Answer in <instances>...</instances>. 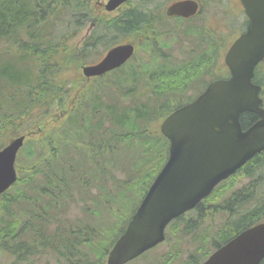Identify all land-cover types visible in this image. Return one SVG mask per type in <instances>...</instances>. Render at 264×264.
<instances>
[{
	"label": "trees",
	"instance_id": "1",
	"mask_svg": "<svg viewBox=\"0 0 264 264\" xmlns=\"http://www.w3.org/2000/svg\"><path fill=\"white\" fill-rule=\"evenodd\" d=\"M88 1L0 0V148L29 133L0 197V264H102L168 156L159 120L220 76L224 34L206 17L167 24L166 0H135L109 22L94 19ZM87 20L95 26L83 46L68 45ZM126 36L142 39L145 57L86 82L81 66L94 45ZM240 173L249 179L240 188L178 219L184 234L225 215L213 249L264 220V151Z\"/></svg>",
	"mask_w": 264,
	"mask_h": 264
},
{
	"label": "water",
	"instance_id": "2",
	"mask_svg": "<svg viewBox=\"0 0 264 264\" xmlns=\"http://www.w3.org/2000/svg\"><path fill=\"white\" fill-rule=\"evenodd\" d=\"M126 0H107V11ZM248 18L246 31L224 55L229 77L214 80L192 102L174 110L160 123L169 140V155L150 184L125 231L108 253L107 264H123L164 237L166 223L192 208L229 174L264 149V117L242 131L239 115L257 111L258 87L251 77L264 58V0H241ZM194 0L175 1L167 15L189 17ZM132 43L113 46L103 58L82 66L89 78L119 67L133 54ZM264 116V113H262ZM25 135L0 149V195L16 180L15 159ZM264 258V223L245 229L216 249L202 264H259Z\"/></svg>",
	"mask_w": 264,
	"mask_h": 264
},
{
	"label": "rangeland",
	"instance_id": "3",
	"mask_svg": "<svg viewBox=\"0 0 264 264\" xmlns=\"http://www.w3.org/2000/svg\"><path fill=\"white\" fill-rule=\"evenodd\" d=\"M106 0H91L90 3H91V9L94 10V7L95 6V2H105ZM134 1L133 0L131 2V5H134ZM219 2H222V11L223 10H227V9H230V11L232 12V15H234L236 17V19L238 17H240L238 15V13H236L237 11L234 10L233 7L230 6V4L232 3L230 0H220ZM232 4L235 5V2H233ZM205 12H208V14H214V15H218L221 11L220 7L216 4H208V5H205V8H204ZM95 11H96V7H95ZM223 20L225 19V16H227V13H223ZM101 18H103L104 20H108L107 16L106 15H103ZM210 24L214 27H219V26H225L222 24H220V19L219 18H216V17H210ZM233 27V22L231 23V28ZM88 28H89V22H87L85 25H83L79 30H76V33H75V36L68 42V45H70L71 43H75L78 45L79 43V39L81 37H83L85 34H88ZM243 28V26H240L236 29V33L234 34H230V36H226L224 37V42L227 43L231 40H233V38H235L237 36V34H239L241 32V29ZM93 31V28L91 29L90 32ZM169 38V37H168ZM188 42V41H186ZM92 50L94 51V53L92 55H90L89 57H87L85 60H87V63H93L95 61H97L104 53V51L106 50L105 47L99 45V44H96L94 45V47L92 48ZM176 50L173 49L172 50V54L175 56L176 54ZM136 61H140L141 58H144L145 55H143L142 52H140V50L136 53ZM76 71L73 70V69H69L68 71H66V77L67 79L69 80H72L76 77ZM226 75L227 74V68L225 66H222V68L220 67V71L217 75ZM186 98H184L185 100ZM47 119V118H45ZM30 126H34V124H30ZM29 126V127H30ZM20 151V150H19ZM19 151H18V154H19ZM17 154V155H18ZM20 157L17 156L16 157V160L18 162V158ZM238 185H241V182L238 183ZM185 223V219H182ZM224 224V220L222 219V225ZM183 226L184 224L181 226V230L183 231ZM220 227V223L218 220L214 221L212 223V230H215L217 228ZM184 232V231H183ZM213 232V235H214V238L216 239L217 238V231H212ZM203 230L201 228V226L193 233V235H195V238H194V241H198V240H201V238L203 237ZM179 239V241H178ZM189 242V238L187 235H181V236H175L173 238V235L171 234L170 235V238L169 240L167 241L166 244H162L160 246H158V248H156L155 250L151 251L150 253H148L146 256H145V260L149 263V264H156V263H163L164 259L161 258V255L163 253H166L168 252L169 250L172 249H175V250H178L180 248V250L182 251V253L185 255V248L187 247V244ZM208 247L207 245L204 247L206 248ZM189 252H190V255L191 254H195V255H198L200 256V252L196 253V251L194 249H189ZM144 259H141V260H138L137 263H143V260ZM184 263V260H183V257H180L179 259L177 258H174V261H173V264H183ZM37 264H44V261H40L39 263ZM164 264V263H163ZM170 264H172L170 262Z\"/></svg>",
	"mask_w": 264,
	"mask_h": 264
},
{
	"label": "flooded vegetation",
	"instance_id": "4",
	"mask_svg": "<svg viewBox=\"0 0 264 264\" xmlns=\"http://www.w3.org/2000/svg\"><path fill=\"white\" fill-rule=\"evenodd\" d=\"M173 1H176V0H169L166 3V5L164 6V9H163L164 12H165L166 6L169 5ZM194 1H196L197 4H198L197 12L194 15H192V16H190L188 18H185V17H182V16H178V15H175V16H168V15H166V16H164L165 13L163 12V18H162V20L163 21H167L166 22L167 24H169V23H174L175 24V23H180V22H185V21L187 22V21L192 20L194 18L200 20V17H202V18L203 17H206V22L209 23V25H211L210 24L211 14H208V12H205L204 8H205V5H208V4H216L221 9L220 13L217 16L220 19V24H222V2H219L220 0H213V2H211L212 0H194ZM232 1L235 2L237 0H231V2ZM232 3H231V6L234 5ZM236 4L237 3L235 2V5ZM132 6L133 5H131L128 2V3H125V4L121 5V6H119L117 9H115L111 13H107L108 16H109V20L113 21L115 18L121 17L122 14L125 11H127V10L129 11L130 8H132ZM96 7H97V9L99 11L102 12V9H103V6L102 5H96ZM102 14H103V12H102ZM214 16H216V15H214ZM198 20H196V21H198ZM212 27L215 28V30L222 35V27L221 26H219L218 28L217 27H214V26H212ZM232 31H236V28H233ZM219 39L222 40V37H219ZM221 51H222L221 45H219L218 56L221 55ZM261 106L264 108V98L263 97H262ZM250 114L252 115L250 118H248L249 116H245L244 118H242L240 120V126H241V128L243 130H246L247 128H249L251 125H253L256 121H258L261 118V116L258 115L257 113L250 112ZM174 258H176V257H174ZM174 258L164 260L163 263L164 264H170V262H171L173 264ZM196 259H195V256L194 255L189 256L188 257L189 264H195V260ZM163 263L159 262V263H156V264H163ZM142 264H149V263L144 259Z\"/></svg>",
	"mask_w": 264,
	"mask_h": 264
}]
</instances>
